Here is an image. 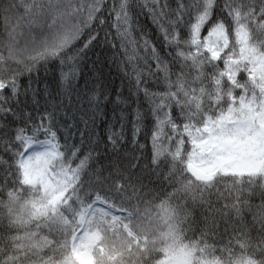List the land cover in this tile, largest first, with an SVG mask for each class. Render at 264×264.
<instances>
[{
  "label": "snow or ice",
  "instance_id": "1",
  "mask_svg": "<svg viewBox=\"0 0 264 264\" xmlns=\"http://www.w3.org/2000/svg\"><path fill=\"white\" fill-rule=\"evenodd\" d=\"M126 183L171 206L160 264H264V0H0V209L42 235L5 261L97 264Z\"/></svg>",
  "mask_w": 264,
  "mask_h": 264
},
{
  "label": "trees",
  "instance_id": "2",
  "mask_svg": "<svg viewBox=\"0 0 264 264\" xmlns=\"http://www.w3.org/2000/svg\"><path fill=\"white\" fill-rule=\"evenodd\" d=\"M104 71L111 85L115 88L122 87L120 75L115 68H112L111 74L108 68ZM52 76L53 73L50 72L49 78ZM123 88L126 92V84ZM124 191L132 197L130 201L125 202L127 206L131 207L142 199L146 204H142L141 208L147 207L148 214L142 222H138L133 216L127 227H121L115 233L109 230L92 247V256L95 257L97 264H160L165 256L164 250H171L174 245L172 225L175 221L172 218L171 206L162 201H153L139 185H136L133 191V188L126 183ZM6 198V194L0 196V199ZM36 199H40L39 194ZM32 204L31 195L27 201L17 204L11 217L14 221L11 225H9L8 209H0V233L3 234L0 235V262L14 264L5 261V258L9 255L15 256L17 252H28L31 255V252L36 251L34 245L42 239V235H32L35 233L36 223L32 219V214L36 210ZM20 244H23L24 248L14 247ZM24 258L21 257L22 260Z\"/></svg>",
  "mask_w": 264,
  "mask_h": 264
},
{
  "label": "rangeland",
  "instance_id": "3",
  "mask_svg": "<svg viewBox=\"0 0 264 264\" xmlns=\"http://www.w3.org/2000/svg\"><path fill=\"white\" fill-rule=\"evenodd\" d=\"M81 236H84V233H81ZM99 238H100V237H98L96 240H93V241H90V242L86 240V243H90V247L92 248L93 245H94L96 242H98ZM81 264H84V262L82 261Z\"/></svg>",
  "mask_w": 264,
  "mask_h": 264
}]
</instances>
